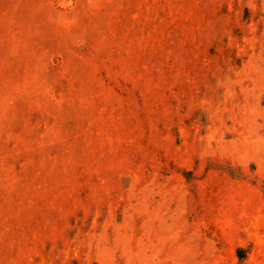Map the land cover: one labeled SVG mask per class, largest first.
<instances>
[{
  "label": "rangeland",
  "instance_id": "obj_1",
  "mask_svg": "<svg viewBox=\"0 0 264 264\" xmlns=\"http://www.w3.org/2000/svg\"><path fill=\"white\" fill-rule=\"evenodd\" d=\"M0 264H264V0H0Z\"/></svg>",
  "mask_w": 264,
  "mask_h": 264
}]
</instances>
